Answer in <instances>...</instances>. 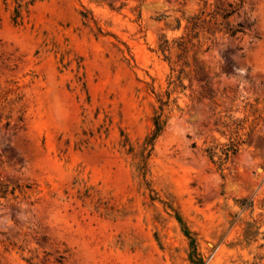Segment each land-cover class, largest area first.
<instances>
[{"label": "rangeland", "instance_id": "rangeland-1", "mask_svg": "<svg viewBox=\"0 0 264 264\" xmlns=\"http://www.w3.org/2000/svg\"><path fill=\"white\" fill-rule=\"evenodd\" d=\"M0 186V264H264V0H0Z\"/></svg>", "mask_w": 264, "mask_h": 264}, {"label": "trees", "instance_id": "trees-1", "mask_svg": "<svg viewBox=\"0 0 264 264\" xmlns=\"http://www.w3.org/2000/svg\"><path fill=\"white\" fill-rule=\"evenodd\" d=\"M221 15L224 19H228L232 13L233 10L231 9H227V8H221ZM204 14V11H202L199 14H195L193 15L189 20L188 23L189 25L186 27L188 29V32L186 33V37L184 36H180L178 38V40L175 41V45L178 49V53H177V65L179 66L178 68V72L179 74H181L183 72V65L186 63L185 62V57L187 55L188 50L191 47H194V43L192 42V38L197 36V29L199 27H203L205 22H206V18L203 17L202 15ZM208 15H210V18L214 17V14L209 13ZM216 25H226V30L229 31L232 34H234L237 29H232L229 25V22H222V23H215ZM219 31L221 30L220 28H218ZM170 47L169 42L167 39H163V41L159 44V49L162 52H165L166 50H168ZM175 63V65H176ZM180 77V75L178 76ZM161 127L158 124V121L156 122V130H155V135L160 131ZM238 145L239 142L238 141H231L229 144H227L225 147L221 148V155L219 156L218 159V164L222 165L223 161L227 160V158L230 155H233L237 152L238 150ZM209 157L212 159L215 155L216 152L213 149H209ZM7 189L4 188L3 186H0V197H4L6 195ZM264 237V234H263Z\"/></svg>", "mask_w": 264, "mask_h": 264}]
</instances>
